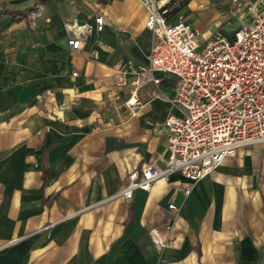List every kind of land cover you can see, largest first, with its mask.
Masks as SVG:
<instances>
[{
  "label": "crops",
  "instance_id": "crops-1",
  "mask_svg": "<svg viewBox=\"0 0 264 264\" xmlns=\"http://www.w3.org/2000/svg\"><path fill=\"white\" fill-rule=\"evenodd\" d=\"M252 1L166 2L171 21L184 18L206 43L231 38L221 28L250 20ZM1 12L0 264H264L261 144L196 183L174 173L130 201L116 196L134 170L167 166L165 121L178 114L156 96L176 95L177 78L164 72L159 87L139 89L136 115L124 105L152 49L144 4L0 0ZM74 21L91 28L78 50L68 44ZM119 68L129 72L124 88ZM158 239L174 243L158 251Z\"/></svg>",
  "mask_w": 264,
  "mask_h": 264
},
{
  "label": "built area",
  "instance_id": "built-area-1",
  "mask_svg": "<svg viewBox=\"0 0 264 264\" xmlns=\"http://www.w3.org/2000/svg\"><path fill=\"white\" fill-rule=\"evenodd\" d=\"M139 1L148 10L146 27L152 33V49L149 64L133 70L132 91L124 105L136 115L141 106L139 89L147 84L159 87L162 80L156 73L164 72L177 78L176 95L170 98L157 90L156 96L170 101L178 114L165 121L170 132L167 166L160 169L147 164L131 172L116 195L129 201L137 190L149 191L156 181L174 173L196 183L240 148L264 147V0L248 3L246 10L252 17H241L231 38L219 35L206 43L184 18L171 21L167 0ZM95 22L96 30L102 32L104 16L97 15ZM67 26L73 30L70 48L80 49L90 26L76 21ZM128 73L118 69V87L129 85ZM184 192L189 195L191 187ZM169 208L177 210L174 204ZM173 243L172 239H158L156 248L162 251Z\"/></svg>",
  "mask_w": 264,
  "mask_h": 264
},
{
  "label": "rangeland",
  "instance_id": "rangeland-1",
  "mask_svg": "<svg viewBox=\"0 0 264 264\" xmlns=\"http://www.w3.org/2000/svg\"><path fill=\"white\" fill-rule=\"evenodd\" d=\"M208 7L210 9H215V10H219V6L216 2L214 1H209L208 2ZM240 27V24H225L221 30H223L226 33H233L235 30H237Z\"/></svg>",
  "mask_w": 264,
  "mask_h": 264
},
{
  "label": "trees",
  "instance_id": "trees-1",
  "mask_svg": "<svg viewBox=\"0 0 264 264\" xmlns=\"http://www.w3.org/2000/svg\"><path fill=\"white\" fill-rule=\"evenodd\" d=\"M37 1H43V0H37ZM7 12H1L0 13V18L4 15V14H6ZM173 13V12H172ZM46 172H47V170H46Z\"/></svg>",
  "mask_w": 264,
  "mask_h": 264
}]
</instances>
